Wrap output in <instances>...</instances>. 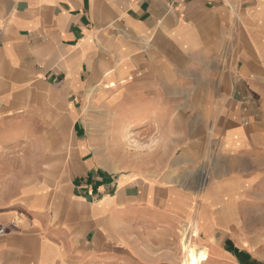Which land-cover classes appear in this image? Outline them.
Here are the masks:
<instances>
[{
    "label": "crops",
    "instance_id": "obj_1",
    "mask_svg": "<svg viewBox=\"0 0 264 264\" xmlns=\"http://www.w3.org/2000/svg\"><path fill=\"white\" fill-rule=\"evenodd\" d=\"M130 77L124 91L150 97L168 150L132 184L118 179L113 197L101 179L112 170L100 177L81 144L67 150L87 184L62 196L44 169L41 184L18 188L14 204L33 219L0 218L17 228L0 235V264H143L178 228L197 224L212 245L253 222L264 206V0H0V159L20 113L47 104L61 150L83 80Z\"/></svg>",
    "mask_w": 264,
    "mask_h": 264
},
{
    "label": "rangeland",
    "instance_id": "obj_2",
    "mask_svg": "<svg viewBox=\"0 0 264 264\" xmlns=\"http://www.w3.org/2000/svg\"><path fill=\"white\" fill-rule=\"evenodd\" d=\"M130 78L131 80H124L128 84L122 87L115 80L99 79L95 84H88L86 79L83 80L82 86L88 85V93L83 92L69 98V101L76 105L78 121L72 124L73 121L67 119L66 125L61 127L62 137L67 141L65 145L72 153L79 150L81 144L84 149L83 161L87 158L94 159L96 166L106 170L98 168L100 177L101 172L107 174V170H112V174L101 177L102 180L108 178L104 185L110 186L105 189L107 192H104L110 197L114 196L118 179L132 184L133 170L148 168L153 157H160L161 155L157 156V154L169 148V144L165 142L169 127L163 128L156 121L162 118L159 116V111H155L152 116L150 97L147 94L136 96L133 92L124 91V88L134 84L135 78ZM106 86L113 88L119 86V88L107 91L104 89ZM58 99L59 106H61V100ZM64 113V111L59 113L57 116L59 120L67 118ZM19 115L22 118L14 123L12 141H9L7 148H4L5 144H3V149L7 151L9 159H0V218L12 215L16 219L26 215L28 220H32L33 212L19 204H14L21 193L18 188L41 184L45 181L43 170L46 168V156L49 154L53 156V151H57L61 140L56 142L52 135L54 117H52V111L49 112L47 109V104H39L33 110L24 111ZM139 124H142L139 133L129 139V149H123L119 136L122 132L128 135L127 132L133 131ZM58 157V160H55L59 166L56 175L59 173L60 179L54 191L68 197L71 194V186L87 184L86 177L90 176V172L79 175L78 165L66 151L61 150ZM114 169L118 171H113ZM193 172L190 175V181L196 180L203 189L208 181L206 173L198 175L195 170ZM54 181L56 182V176H54ZM101 183L95 187L104 186V181ZM104 192H102L103 195ZM99 195V197L96 194L93 195V200L96 201L103 197L101 193ZM254 212L252 223L248 221L238 224L242 226H239L242 235L240 238H216L214 244L209 245L203 239L198 238L197 224L192 227L178 228L172 238L157 239V244L154 245L153 242L149 244L150 252L147 251L146 259L142 263L182 264L185 259L187 264H264V206L255 207ZM121 217L128 223L131 216L126 214ZM7 224L0 221V228L5 227V231L9 230L8 232L17 229L14 224H8L9 226ZM2 225H7L8 229ZM184 233H188L185 237L189 246L186 254L181 245ZM226 240L229 241L225 242ZM227 243L246 257L241 258L243 263L226 250ZM224 247L225 252H223Z\"/></svg>",
    "mask_w": 264,
    "mask_h": 264
},
{
    "label": "bare ground",
    "instance_id": "obj_3",
    "mask_svg": "<svg viewBox=\"0 0 264 264\" xmlns=\"http://www.w3.org/2000/svg\"><path fill=\"white\" fill-rule=\"evenodd\" d=\"M141 125L142 124H139L138 127L136 126L133 131H128L127 132L128 135H126V133H124V132L121 133V136H119L120 137V141L119 142L121 143L123 149H129V147H130V145H129V143H130L129 139L130 138H133L134 136H136L139 133L140 128H141ZM65 143L66 142H64L62 144V148H61L62 151L69 150L68 149V146L66 147ZM61 150L53 151V156H51L50 154H49V156H46V158L48 160V163H47V160H46V168H45V171H46V173L49 176H52L53 179H54V176H56V182H59L60 175H59V173L56 175V173H57V171L59 169V166L55 163V160L56 161L58 160V158H59L58 155H59V152ZM186 235H188V233H184L183 236H182L183 238L181 240L182 250L184 251L185 254L189 250L188 242L186 241V238H185ZM184 238H185V241H183ZM182 264H187V262H186L185 259H184V261H183Z\"/></svg>",
    "mask_w": 264,
    "mask_h": 264
},
{
    "label": "trees",
    "instance_id": "obj_4",
    "mask_svg": "<svg viewBox=\"0 0 264 264\" xmlns=\"http://www.w3.org/2000/svg\"><path fill=\"white\" fill-rule=\"evenodd\" d=\"M229 244H230V243H227V244H226V245H227L226 250L229 251V252H231L234 256H236L237 258H239L240 261L242 262L241 258L245 259L246 257H245L243 254L239 253L237 250L231 248V247L229 246ZM242 263H243V262H242Z\"/></svg>",
    "mask_w": 264,
    "mask_h": 264
},
{
    "label": "built area",
    "instance_id": "obj_5",
    "mask_svg": "<svg viewBox=\"0 0 264 264\" xmlns=\"http://www.w3.org/2000/svg\"><path fill=\"white\" fill-rule=\"evenodd\" d=\"M5 233V227L0 228V235Z\"/></svg>",
    "mask_w": 264,
    "mask_h": 264
}]
</instances>
